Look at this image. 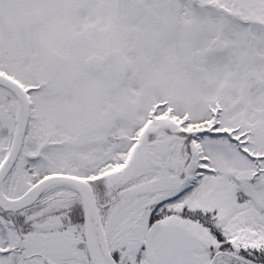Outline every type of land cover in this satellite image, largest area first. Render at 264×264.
<instances>
[{
  "label": "snow or ice",
  "instance_id": "1",
  "mask_svg": "<svg viewBox=\"0 0 264 264\" xmlns=\"http://www.w3.org/2000/svg\"><path fill=\"white\" fill-rule=\"evenodd\" d=\"M0 264H264V0H0Z\"/></svg>",
  "mask_w": 264,
  "mask_h": 264
}]
</instances>
